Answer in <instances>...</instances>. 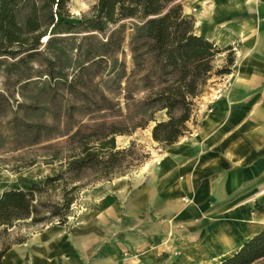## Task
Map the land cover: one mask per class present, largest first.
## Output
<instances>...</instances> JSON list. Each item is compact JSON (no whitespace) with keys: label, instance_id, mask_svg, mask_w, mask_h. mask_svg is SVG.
<instances>
[{"label":"trees","instance_id":"trees-1","mask_svg":"<svg viewBox=\"0 0 264 264\" xmlns=\"http://www.w3.org/2000/svg\"><path fill=\"white\" fill-rule=\"evenodd\" d=\"M70 2L0 0V57L12 60L5 73L38 61L42 70L35 73L44 78L35 89L33 107L22 106L17 113L9 110L6 133L25 146L40 145L41 163L57 166L56 173L42 182L0 195V228H12L17 222L30 226L53 222L65 225L86 187L124 177L148 158L140 155L133 142L117 148L116 137L130 136L153 124L151 138L156 144L164 148L177 144L198 126L199 103L208 94L210 82L232 73V48L220 49L196 35L195 21L185 16L181 0H95L90 13L78 25L69 22ZM123 21L131 22L132 30L129 71L125 60L116 58L122 51L124 29L111 30ZM78 29L88 33L82 42L96 38V33L102 36V42L89 44L84 50L83 44L79 45L75 62L68 64L66 47L56 44L71 36L51 34L73 35L80 33L75 31ZM223 54L225 60L218 64L217 59ZM97 64L103 65L108 75L116 73L121 98L115 108L120 112L124 109V122L93 125L80 121L72 127L69 119L74 112L114 109L107 104H73L65 99L73 93L72 85L78 83L81 72ZM73 65L76 67L70 73ZM28 80L27 74L17 78L22 95L30 86ZM11 92L15 93V88L6 86L4 96ZM34 112L43 117L49 115L52 123L46 124L42 119L33 124L29 118ZM158 115L163 119L157 120ZM62 124L65 130L59 132ZM60 139L63 140L51 143ZM36 163V158H32L27 166ZM8 250L0 243V264ZM215 264H264V229Z\"/></svg>","mask_w":264,"mask_h":264},{"label":"rangeland","instance_id":"rangeland-1","mask_svg":"<svg viewBox=\"0 0 264 264\" xmlns=\"http://www.w3.org/2000/svg\"><path fill=\"white\" fill-rule=\"evenodd\" d=\"M183 5V11L185 16L192 17L195 21V16L199 13H203V4H201V10L199 8V0H181ZM95 4V0H71L69 4V13L71 18L69 22L78 25L81 18L87 16L90 13L91 8ZM200 11V12H199ZM124 29V42L122 44V51L117 53L116 58L121 61L125 60L127 65V71L131 69V59L129 42L132 34L131 22L123 21L113 26L111 30ZM73 35H58L52 32V36H71L66 41L59 42L56 45H63L66 47L65 58L68 60V64H73L77 58L76 48L83 44V50L89 46V44H95L96 42H102V36L96 33V38L83 41L88 33L75 30ZM95 34V33H94ZM43 43L45 41L42 40ZM44 46L41 50L44 51ZM46 53V52H45ZM48 55V54H47ZM225 54L218 57V64H222L225 60ZM65 60V59H63ZM12 62L11 59H5L0 57V95L4 96V90L6 86L11 85L15 88V93L7 94L4 97H0V195L7 190H21L26 189L32 183H40L48 175H54L57 170L56 165H44L41 163L42 151H40V145L37 146H25L23 142L18 141L16 138L8 136L6 133V124L10 118L9 110L12 109L13 113H17L18 109H22L23 106L33 107V96L35 89L39 88L40 82L44 81V78L38 77L35 71L42 70L38 61L32 62L28 66H20L11 71V74H6L5 69L8 63ZM99 63V61H97ZM76 66H71L69 72ZM33 68V70H31ZM30 77V86L26 89V94L19 93L17 78L20 75H26ZM78 78V83L72 85L73 93L66 95L65 99L69 100L73 104H107L114 109L106 112H94V109L89 108L88 111L74 112L69 119V124L73 127L78 122L91 123L93 125H106V124H123L126 113L124 109L120 110L115 105L119 98V90L117 89L118 80L116 73L107 74L103 65L97 64L87 71H83ZM20 81V80H19ZM210 83L212 85L209 88L208 94H206L199 103V111L197 116L198 126L187 135V138H192L198 134L202 127L203 119L205 116L212 113L214 104L220 100L221 93L224 92L227 79L219 78L213 79ZM218 97V99H216ZM20 106V107H19ZM18 107V108H17ZM123 108V104L121 105ZM21 115V113H20ZM12 116V115H11ZM18 117V115H17ZM16 117V118H17ZM30 121L33 124H39L42 119L46 124H51L52 119L49 115L43 117L39 112L30 114ZM163 119V116L158 115L157 120ZM19 121L20 119L17 118ZM63 122V120H62ZM149 125L146 129L135 130L130 136H118L115 138V144L117 148H125L129 146L131 142L134 143L136 150L140 155H147L148 158L137 170H133L131 173L124 177L114 179L110 182H98L91 184L84 189L78 198L76 204L71 208L72 214L68 218L65 225H58L53 222L51 224L30 226L27 223L17 222L12 228L4 229L0 228V243L4 247H8L9 250H15L19 255L29 254L33 248H37L41 237L45 236L49 242L58 240L63 252L69 259H77L82 251L78 241V235L84 230H87V248L84 252L88 253L93 251V255L98 253L102 257L115 258L114 264H177L175 260L174 252L170 253L167 250L168 247L174 249L173 241L178 243L183 237L188 236L191 230L185 223L191 221V218H185L184 220H174L171 215H165L163 218L159 216H150L144 214V210L141 209L139 201L135 202L133 192L142 190L145 187V182L148 177H152L153 167H149L147 171H143L144 166L149 163L150 166L154 165V161L158 159L165 151L164 147L156 144L151 138V128ZM63 124L60 126L59 132L64 131ZM51 132V131H50ZM55 134V131H54ZM54 140L51 143L61 141ZM184 139L183 141H185ZM47 143H43L45 145ZM32 158H36L35 165L28 167L27 164ZM154 160V161H153ZM153 161V162H152ZM137 175V176H136ZM122 179V180H121ZM260 181V180H259ZM119 184H126L124 194H120L119 189L116 188ZM257 185L254 192L256 195L246 198L235 199L236 196L231 197L227 202V207H231L232 210L235 205L243 202L241 206H245L246 220H250L255 223H264V183ZM259 185V186H258ZM260 190V191H259ZM248 191V190H247ZM252 191V190H251ZM251 191L249 193H251ZM261 192V193H258ZM250 195V194H249ZM256 198V199H255ZM108 200L113 201L116 205H105ZM187 200L188 199H182ZM137 204V208L136 205ZM135 208V209H134ZM231 210V211H232ZM93 211L90 223L83 226L82 221L88 214ZM239 217V216H236ZM215 221L211 225V230H215L220 227V219L215 218ZM164 222V223H161ZM113 223L115 224L113 226ZM134 224H136L134 226ZM181 225L185 228H182ZM201 231L208 229L207 226H199L195 228V232L201 235ZM196 233L194 234L196 236ZM197 233V235H198ZM177 235V236H176ZM161 237L158 240L156 237ZM22 242V243H20ZM164 244H167L164 246ZM162 248L163 250H161ZM172 255V258L170 255ZM78 256V257H77ZM97 257L92 256L88 264H93ZM109 258V259H111ZM95 259V260H94ZM172 259V260H171ZM58 261V260H57ZM25 264V263H24ZM202 264V263H194Z\"/></svg>","mask_w":264,"mask_h":264},{"label":"crops","instance_id":"crops-1","mask_svg":"<svg viewBox=\"0 0 264 264\" xmlns=\"http://www.w3.org/2000/svg\"><path fill=\"white\" fill-rule=\"evenodd\" d=\"M199 4L200 10L203 4V13L195 16V25L201 26H197L199 29L194 26V32L220 49L232 48L235 53L232 73L224 77L226 88L212 113L203 119L198 134L165 148L159 162L153 160L154 165H149L153 174L146 179L145 187L133 192L134 201L143 205L141 209L146 216L171 215L176 221L193 218L185 223L190 225V233L178 242L189 245L199 242L196 227L207 226L208 229H200L202 234L217 235L219 228L213 231L211 225L215 218L223 221L224 214L232 210L225 203L231 197L247 200L256 195L257 185L252 186V191L248 187L264 183V0H199ZM207 12L210 16L203 22L202 15ZM206 26L211 28V33L221 35L223 42L218 44L217 35L207 34L203 29ZM236 68L239 80L234 83L231 75L236 73ZM259 191L260 195L264 194ZM191 197L195 204L186 208L187 204L180 201ZM174 198L179 199V204L172 201ZM243 202L232 210L235 216L244 217ZM169 205L172 207L168 208ZM156 238L161 240L159 236ZM178 243L173 241L174 251L170 250L177 264L199 263L202 256L203 260L214 258L210 249L207 254L185 261L175 253Z\"/></svg>","mask_w":264,"mask_h":264},{"label":"bare ground","instance_id":"bare-ground-1","mask_svg":"<svg viewBox=\"0 0 264 264\" xmlns=\"http://www.w3.org/2000/svg\"><path fill=\"white\" fill-rule=\"evenodd\" d=\"M213 7V12H214ZM214 15V14H212ZM210 16V12L204 13L202 15V21L204 22L207 20ZM201 26L200 23L196 24L197 26ZM201 28V27H200ZM199 29V28H198ZM204 31L207 34H211V36L217 35V43H222V36L218 35L216 32L211 33V28L209 26H206L203 28ZM198 35V34H197ZM47 37L43 39V41H46ZM239 76L238 68H236V73L231 75V80L238 81L237 79ZM218 99V97L216 98ZM155 163L159 162V159H156L154 161ZM164 162V160H162ZM149 169V163H147L143 171H147ZM137 176V175H136ZM122 180V179H121ZM126 184H119L116 186V188L119 189L120 194H124V190ZM179 199L174 198L172 201H176V203ZM187 204L186 208H189L191 206H194L195 199H192V197L187 201H180ZM175 203V202H174ZM109 204L116 205L113 201L108 200L105 205L102 206H109ZM175 207H177L176 204H174ZM172 207L171 205L168 206ZM93 211L88 212L84 220L82 221V225L85 226L89 224L91 221V217L93 215ZM220 227L218 230L217 235L215 234H208L207 236L203 233L200 235V238H198V243H192V244H185V243H178V249L175 250V253L179 255L182 259L185 261H189L194 256H200L201 254H207L208 250H213L211 253V257H214L213 259L205 258L203 260L200 259L199 261L202 262V264H215L216 262H220L224 260L225 258L230 257L238 248L242 246L243 243L247 242L255 233L256 231H261L264 229V223H255L250 220H246L244 217L239 216L236 217L234 212L229 211L228 213L224 214V220L220 222ZM258 233V232H257ZM78 241L80 242L82 251L79 255V258L77 259H69L67 258V255L63 252L60 244H58V240L49 242L46 240L45 236L41 237L39 240V245L37 248H33L31 251H29V254L19 255L18 252L15 250H10L5 254L3 257V264H88L89 260L92 259V256L97 257L96 263L93 264H114L115 258L111 257H102V255H99L98 253L92 254L93 251H89L88 253H82L84 252L85 248H87V230L82 231L81 233L77 234ZM167 244H164V246ZM167 250H172L170 247L167 248ZM174 251V250H173ZM216 254H213V253ZM78 257V256H77ZM111 258V259H109ZM58 260V261H57ZM95 260V259H94ZM133 264H138V262H133Z\"/></svg>","mask_w":264,"mask_h":264}]
</instances>
